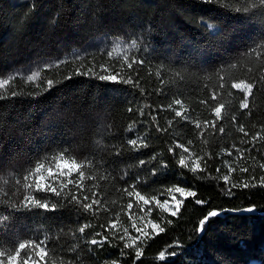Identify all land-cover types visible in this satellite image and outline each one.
I'll list each match as a JSON object with an SVG mask.
<instances>
[{
	"label": "trees",
	"instance_id": "1",
	"mask_svg": "<svg viewBox=\"0 0 264 264\" xmlns=\"http://www.w3.org/2000/svg\"><path fill=\"white\" fill-rule=\"evenodd\" d=\"M125 56L144 63L130 71ZM32 72L40 74L29 81ZM113 72L135 76L139 87L99 79ZM262 76L260 0H0V80L9 81L0 88V97H7L0 99V200L17 187L14 199H22L24 189L15 186L16 179L23 180L46 156L67 149L79 162L93 161L84 170L96 179L86 180L85 189L88 202L92 191L101 201L87 213L51 194L58 204L54 212H10L0 204V214L11 217L7 228H0V245L46 235L56 264H264V141L252 140L264 135ZM241 80L254 83L243 110L238 103L244 95L231 86ZM213 92L218 99H212ZM176 99L182 106L175 105ZM217 104L224 105L219 120L213 111ZM181 107L187 122L175 115ZM130 139L147 146L136 150ZM181 155L190 157L187 167L179 165ZM193 160L202 171H192ZM243 183L256 186L244 188ZM176 187L196 196L184 198L179 215L172 217L154 202ZM125 188L150 200L144 207L152 209L149 218L164 232L143 236L132 228L142 203L128 197ZM197 199L206 203L196 204ZM213 210L219 215L201 230L199 221ZM111 223H117L120 235L124 228L140 235L139 260L134 247L123 249L124 242L113 240L111 233H104L109 240L103 245L88 243L99 240L96 233ZM84 224L90 226L80 234ZM162 251L164 260L159 259Z\"/></svg>",
	"mask_w": 264,
	"mask_h": 264
},
{
	"label": "snow or ice",
	"instance_id": "2",
	"mask_svg": "<svg viewBox=\"0 0 264 264\" xmlns=\"http://www.w3.org/2000/svg\"><path fill=\"white\" fill-rule=\"evenodd\" d=\"M210 2V0H209ZM261 4H264V0H260ZM239 11V9H237ZM247 11V9H245ZM209 27H212L209 25ZM133 47H135V43L133 44ZM255 50V49H254ZM109 57L112 56V52L109 51L107 53ZM125 60L127 61V68L130 71L134 70V65L136 64H143L144 61L142 59H129L128 56H125ZM91 69H89V72ZM102 71L108 72V69L106 67L102 66ZM39 72H32L30 76L27 77L29 81L33 80L34 77L38 76ZM85 75L88 74V72L84 73ZM157 77L160 78V73H157ZM100 80L104 81H113V82H119L123 83L125 85H133L134 87H139L140 81L135 78L133 75H129L127 78H124L120 72H113L106 75H99ZM223 80V77H221ZM261 79H264V76L261 77ZM8 80H0V88H3L6 84H8ZM161 84H164V81L161 79ZM48 88H51L53 86V81L49 79L47 81ZM233 89H238L244 93V99L240 103V108L247 109L249 107V96L252 93V90L254 88V83L251 82H245L244 80H241L239 83H233L232 85ZM221 88H223V83H221ZM162 91V89H161ZM141 92L143 93V89L141 88ZM218 93L213 92L212 93V99L216 100L218 99ZM12 97L17 96V92L13 91L11 93ZM7 97H0V99H5ZM175 105H181L182 106V100L176 99L174 101ZM201 103H207V101H201ZM169 108L172 106L169 105ZM224 108L223 104H217V106L213 109L216 120H219L221 118L222 109ZM161 110H164L163 107ZM129 111L131 112L132 109L129 108ZM141 115H143V112H141ZM176 117H183L184 120L187 122L188 117L185 116V110L183 107H181L180 110L175 111ZM153 120H156V116L152 117ZM235 121V117L233 118ZM171 123V122H170ZM200 123L197 122L195 124L196 128H200ZM213 128L216 127V122L213 121L212 125ZM133 129H129V131H132ZM240 132L244 133L245 136L248 135L247 132H245L243 126L240 127ZM157 131H161L159 126H157ZM221 133L224 131L223 128L220 129ZM257 139L264 141V135H260L259 133L256 136L252 137V140L255 142ZM191 143V141H189ZM128 144L133 146L134 149L138 150L141 146L146 147L147 145L143 144L142 140L138 142V139H130L128 140ZM177 147L183 148V151L185 153L189 152V149L187 147H184L182 144H178ZM174 150L172 148H169V152H173ZM239 151V150H237ZM231 155V153H228ZM117 155H120L118 152ZM243 153H241V156ZM146 161L144 159H141L139 161V164L141 166L145 165ZM192 163V171L195 173L197 171H202L200 164L193 160ZM45 164H48V167L46 169L47 171V177H45L42 174V170L45 169ZM93 164V161L85 157L84 162H79L78 158L70 153L67 149H58L55 154L48 155L44 158L43 162H37L35 164L34 168H30L27 171V174L23 176V180L17 178L15 181V186H22L24 189V194L22 199H14V197H18L19 195V187H17V191L9 194L8 192H5L4 195L8 197L7 200H0V204H4L7 206L10 212H20V211H33L36 209L43 210L44 212L49 211H56L58 209V204L54 203L50 200L48 194L54 195L57 198L65 197L68 200L69 204L75 203L77 206L83 209L85 213L93 211L94 208H98L101 201L98 198V193L95 191L91 192V200L89 199L88 191L85 189V181L86 180H95L96 177L93 175H86L85 168L91 167ZM179 165L183 167H187L186 159L183 155L180 156L179 159ZM162 167H167V165H162ZM261 168H264V163L260 165ZM219 171V169H218ZM229 171L231 172L232 169L229 168ZM242 172H247V168H242ZM79 177V179H74L75 176ZM153 175H156V169H153ZM100 179H104V177H100ZM224 180H228V176L224 177ZM261 181L264 182V177H261ZM7 183V181H5ZM139 183V180L137 181ZM69 186H73L76 189H78L77 192H72L71 188ZM236 185H232V187H235ZM244 188H248L250 186H256L255 184L250 185L249 183H243L242 185ZM95 187V185H93ZM65 190H68V194L70 195V199L66 196ZM231 189H229L230 191ZM125 191L127 192L128 197H135L137 202H143L144 205H149L151 202L149 199L145 198L144 195H141L140 191L134 190V191H128L127 188H125ZM168 191H171V189H168ZM175 192L181 194L182 197L188 198V197H195L196 192L195 191H186L184 187H176ZM37 193H44L45 198L41 199L36 194ZM155 199V198H153ZM172 201L174 202V210L173 207L170 206V202L168 199L163 200L161 203L160 200L156 199L155 203L159 208H162L164 212L170 213L172 217H177L181 211V205L183 204L182 199H177L175 196H173ZM196 204L203 205L206 203V201L197 199L195 201ZM127 208L129 209V219H132L131 210L133 209V203L129 202L127 205ZM141 211H144V209H140ZM253 208H248L246 211H253ZM107 211V209H105ZM152 209L148 208V212L151 213ZM119 215V214H118ZM219 215L218 211H209L206 216L203 217L199 221V225L201 230L204 228L206 223L209 221L210 218L216 217ZM10 215L9 214H0V228H7L8 223L10 222ZM147 224L151 225V229L153 232H164L165 229L161 227L159 223L153 222L151 219L147 221ZM147 224L145 227H147ZM90 225L84 224L83 226L79 227L78 231L80 234H84L86 228H88ZM103 228V226H101ZM132 228L135 229V231L143 236H147L148 233L144 231L143 228L139 227L135 221L132 223ZM104 233H111V238L113 240L118 239L119 241L124 242L123 243V249H129L133 248L135 249V257L136 260H139L143 255V249L139 246H137V241L140 239V235L136 237L129 236V229L124 228L123 229V235H120L118 233V225L117 223H111L108 227L103 228V233L98 232L96 233L97 236L101 237L99 240L96 238L91 239L88 241L91 245H103L105 242L109 240V236L104 235ZM127 239L132 240V244H129L126 242ZM72 251H75V246L72 247ZM123 252V250H121ZM56 255L55 250L50 246L49 238L45 235L43 238H40L37 240L36 238H26L20 240L18 243H12L9 246H3L0 245V264H56V262L52 259ZM172 255H175L173 252ZM159 259L164 260L165 259V252L159 253ZM59 264H64V261L61 260ZM70 264V262H69ZM113 264H116V261H113Z\"/></svg>",
	"mask_w": 264,
	"mask_h": 264
},
{
	"label": "rangeland",
	"instance_id": "3",
	"mask_svg": "<svg viewBox=\"0 0 264 264\" xmlns=\"http://www.w3.org/2000/svg\"><path fill=\"white\" fill-rule=\"evenodd\" d=\"M178 84H180V83H178ZM236 90H238V89H236ZM238 91H240V90H238ZM243 95H244V93L242 92V91H240ZM238 105H239V107H240V103H238ZM241 109V108H240ZM185 159L187 160V159H190V157L188 156H186L185 157ZM173 196H175L177 199H184V197H182L181 196V194H179V193H176L175 192V189L174 190H172L169 194H168V196H167V198H165V199H168L169 200V202H170V206L171 207H173V210H174V202L172 201V197ZM165 199H162V200H160L161 201V203L163 202V200H165ZM141 203L142 204H140V206H139V213H137V214H134V216H135V218H136V223H137V225L139 226V227H141V228H143L144 229V231H146L147 233H150V232H153L152 231V229H151V225L150 224H147V221L150 219L149 218V212H148V208H145L144 207V204H143V202L141 201ZM155 203V202H154ZM156 204V203H155ZM150 208V207H149ZM140 209H144V211H141ZM162 209V208H161ZM163 210V209H162ZM147 224V227H145V225ZM129 236H131V237H136L137 235L136 234H133V233H131V234H129ZM131 241V243H132V240H130Z\"/></svg>",
	"mask_w": 264,
	"mask_h": 264
}]
</instances>
